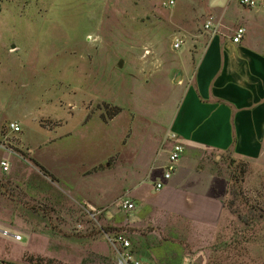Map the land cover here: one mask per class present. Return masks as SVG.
<instances>
[{"label":"rangeland","instance_id":"374dc122","mask_svg":"<svg viewBox=\"0 0 264 264\" xmlns=\"http://www.w3.org/2000/svg\"><path fill=\"white\" fill-rule=\"evenodd\" d=\"M169 1L0 0V140L8 138L14 150L11 164L27 162L9 174L0 168V227L22 236L9 249L8 263L116 264L106 235L117 230L106 223L105 211L75 203L67 187L39 173L18 135L6 128L20 121L27 144L35 148L57 130H72L66 142L71 150H87L89 158L107 153L108 141L109 153H118L131 122L138 124L139 136L164 134L180 95L174 76L207 31L203 0ZM59 122L56 131L45 130ZM56 143L38 153L53 157ZM75 155L68 165L77 166ZM218 171L230 180L226 207L235 220L228 231L254 233L248 240L223 241L220 251L227 257L221 260L264 264V158L222 156ZM231 250L238 257L228 258Z\"/></svg>","mask_w":264,"mask_h":264},{"label":"crops","instance_id":"0c3cea01","mask_svg":"<svg viewBox=\"0 0 264 264\" xmlns=\"http://www.w3.org/2000/svg\"><path fill=\"white\" fill-rule=\"evenodd\" d=\"M203 1L204 14L207 20L213 18L214 28L198 36L192 46L195 53L189 48L179 71L177 105L167 131L158 138L139 136L138 124L131 122L124 127L118 153H109L108 141L107 153H92L89 158L87 150L75 155L79 149L71 150L66 142L72 130L58 134L61 122L46 126L48 132L57 130L56 136L38 141L35 148L27 144L21 122L11 121L21 127L15 135L33 167L67 187L75 203L104 210L106 223L125 234L136 256L148 264H224L223 241L254 236L250 230L237 235L228 231L235 220L226 207L230 180L218 171V163L222 156L243 161L264 158V0H253L254 8L243 6L241 0ZM240 28L245 34L234 43ZM85 122L84 116L79 124ZM171 131L179 135L185 152L172 178L165 180ZM134 134L138 137L133 141ZM56 142L60 146L54 148L53 157L48 151L38 153ZM4 154L0 161L9 157ZM72 154L78 156L77 166L68 165ZM22 162H12L9 173L25 169L27 162ZM159 182L164 184L161 190L156 189ZM84 183L87 193L81 191ZM79 192L83 194L77 197ZM123 199L136 209L124 212ZM261 237L264 240V234ZM2 238L0 264H7L13 261L8 251L16 240ZM228 255L238 257L235 250Z\"/></svg>","mask_w":264,"mask_h":264},{"label":"built area","instance_id":"2783aa9c","mask_svg":"<svg viewBox=\"0 0 264 264\" xmlns=\"http://www.w3.org/2000/svg\"><path fill=\"white\" fill-rule=\"evenodd\" d=\"M176 0H170V5H175ZM240 3L243 6L254 8L256 7L257 3L253 0H241ZM205 28L207 30H211L214 28V21L213 18H209L205 24ZM245 34V29L240 28L237 30L236 35L233 38L234 43L241 42L243 36ZM182 42L178 40L174 46L176 49L181 47ZM7 131L12 133H19L21 131V127L12 122L7 126ZM168 139L172 144L171 150L169 152V159L166 166V171L164 174V179L169 180L172 178L173 174L176 172L179 162L182 159L185 148L182 143L179 142V135L173 131L168 134ZM8 138L4 137V139L0 140V149L5 151L9 157L3 158L0 161V168L3 173H9L11 170V160L10 156L14 153L13 149L9 148ZM21 158V157H20ZM23 158V157H22ZM24 159V158H23ZM164 187L162 182L156 184V189L161 190ZM88 208L91 212H98V210L91 205H88ZM121 209L124 212H132L136 209V205L129 201V200H122L121 201ZM1 234L6 237H11L16 241L22 240V236L16 233H12L8 230H0ZM108 242L113 246L116 252V264H148L144 262L142 259L138 258L133 251L132 242L126 237L125 234L121 232H117L114 234L106 235Z\"/></svg>","mask_w":264,"mask_h":264},{"label":"water","instance_id":"95a60500","mask_svg":"<svg viewBox=\"0 0 264 264\" xmlns=\"http://www.w3.org/2000/svg\"><path fill=\"white\" fill-rule=\"evenodd\" d=\"M121 66H122V61L119 62V67H121ZM181 78H182V73L181 72H178L174 76L173 83L174 84H178L180 82Z\"/></svg>","mask_w":264,"mask_h":264},{"label":"trees","instance_id":"16d2710c","mask_svg":"<svg viewBox=\"0 0 264 264\" xmlns=\"http://www.w3.org/2000/svg\"><path fill=\"white\" fill-rule=\"evenodd\" d=\"M41 171H42L46 176H48L47 172H45L43 169H41ZM230 193H231V190H230ZM7 264H14V263H7Z\"/></svg>","mask_w":264,"mask_h":264}]
</instances>
